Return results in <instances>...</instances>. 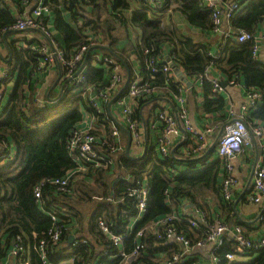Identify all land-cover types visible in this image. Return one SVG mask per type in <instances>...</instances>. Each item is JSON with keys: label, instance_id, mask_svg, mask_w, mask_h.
Masks as SVG:
<instances>
[{"label": "trees", "instance_id": "trees-1", "mask_svg": "<svg viewBox=\"0 0 264 264\" xmlns=\"http://www.w3.org/2000/svg\"><path fill=\"white\" fill-rule=\"evenodd\" d=\"M26 1L32 4L35 0H12L16 7V11L12 12L0 0V36H4V31L16 24L17 15L28 8L23 7ZM131 1L106 0L89 12L86 0H44L51 12L46 20L52 21L55 32L69 52L84 42L85 31L101 34L107 45L102 50L119 61L123 68V92L130 86L127 82H132L134 65L137 63L144 80L159 87L156 101L167 100L175 110V99L180 94L179 83L175 81V77H178L176 69L190 79L208 69L216 70L225 74L229 80L236 77L238 81L243 80L247 90H256L261 94V105L251 120L264 124V63L254 57L252 42L239 43L235 38H219L213 45L209 39L214 36L211 16L200 0H168L165 10L159 11V16L149 11L134 10ZM248 1L236 15L232 29L237 33L244 31L256 35L264 25V0ZM176 15L185 20L184 28L173 23ZM44 22L46 23L45 20ZM17 43V40L7 43L5 49L0 51V68L5 67L10 71V78L1 84L7 87L13 82L7 104L0 113V140L7 145L12 144L16 152L14 163L0 167V262L6 258L14 239L20 237L29 261L32 264H42L36 249L52 226L46 212L50 205L63 206L72 217L65 225L72 228L75 221V227L80 233L79 239L87 240L77 247L81 260H99L106 247L103 245V233L97 225L98 217L103 215L116 234L125 232L133 213L124 219H119V214L127 210L135 211L126 208L119 200L128 187L144 177L147 178L150 194L147 214L138 228L172 214L183 200H189L208 211L210 209L205 201L214 202L217 198L222 207L226 206L220 197L222 163L215 155L224 127L230 121L225 100L213 93L212 86L207 81L203 82V101L199 102L198 109L213 117L220 115V126H217L218 129L212 136V146L206 153L187 156L183 148L190 151L193 142L184 141L174 148L169 158H163L150 145L148 135L142 155L131 159L123 152L118 155L113 170L89 166L86 173L75 174L71 181L75 198L60 194L52 186H46L45 205L39 204L34 197V190L42 181L63 178L76 169L66 147L71 132L89 117L95 119L97 127L106 130L109 135L113 120L111 121L107 112L99 114L88 99L69 90L65 81L60 85L54 82L49 87L42 105L34 100L32 92V97L29 98L30 108L26 109V90L29 88L31 91L33 82L40 79L37 74L39 56L30 49L19 50ZM166 47L173 48L176 56L171 66L174 78L170 81H167L163 73L152 74L149 71V56L145 53L146 50L153 49L159 55ZM217 51H220L219 57H211ZM58 80L57 77L56 81ZM88 82L104 83L105 72L91 69ZM151 101L154 100H146L145 97L136 100V116L144 120L146 128L149 126L144 113ZM119 131L125 147L130 145L132 149V143L123 135L126 134L125 130L120 128ZM92 134L99 136L101 133L93 130ZM92 184L96 187L90 186ZM231 219L233 218H230L231 224H234ZM234 225L241 226V223ZM185 229L187 231V227ZM76 233L73 230L66 231L62 244L50 249L49 260L52 264H60L66 260L70 237ZM147 239L151 253L166 249L164 243L154 237ZM134 245V236L127 237V252ZM232 250L231 245L221 250L219 257L222 264H227L224 256ZM101 259L105 264H120L121 261V258L113 261H107L104 257ZM145 261L153 264L151 259ZM250 264H264V251L259 252V257Z\"/></svg>", "mask_w": 264, "mask_h": 264}, {"label": "built area", "instance_id": "built-area-1", "mask_svg": "<svg viewBox=\"0 0 264 264\" xmlns=\"http://www.w3.org/2000/svg\"><path fill=\"white\" fill-rule=\"evenodd\" d=\"M167 1L135 0L139 5L136 10L149 11L159 16V11L165 10ZM200 1L210 13L212 32L215 37L221 40L235 38L239 43L252 42L254 57L259 59L260 52L264 48V33H256V35L244 31L237 33L232 29L236 15L248 4V0ZM3 2L11 8L12 12L16 11L12 0H3ZM100 2L105 3L106 0H86L87 11L91 12ZM23 7L28 8L19 13L16 24L5 30L4 36H0V51L5 49L7 43L17 40L19 50L30 49L38 54V77L48 78L54 75L56 79L57 77L59 79L58 81L55 79L56 85L65 81L69 90L81 95L85 100L88 99L99 114L107 112L111 121L113 120L109 135L106 130L97 127L95 119L88 120L89 117L79 128L71 132L66 147L76 169L63 178L42 181L34 190V197L39 204L45 205L44 188L46 186H52L60 194H68L75 198L71 186L72 178L75 174L86 173L89 166L113 170L112 167L118 155L126 152L127 149L123 143L120 128L126 129L129 133L132 143L131 151H137V155L134 156L142 155L148 135L151 146L163 158H169L174 148L184 141L193 142L190 151L186 150V152L183 148L187 156H201L212 146V136L218 127L210 126L201 130L193 125L184 96L187 86L178 77H175V81L179 83L180 94L175 99V110L167 101H156L159 87L144 80L145 78L139 73L137 63L134 65L132 82H127L130 86L123 92L125 89H122L125 82L123 68L119 61L102 50L107 45L104 44L101 34L91 30L85 31L84 42L69 52L57 36L52 21L46 20L51 12L45 6L44 0H35L32 4L26 1ZM10 33L12 35L8 36ZM145 53L149 56L148 69L152 74L163 73L167 81L174 78L171 66L176 56L173 48L166 47L159 55L153 49L146 50ZM219 54L220 51L211 54V57H219ZM91 69L103 70L105 82L90 84L88 78ZM9 74L8 68H0V113L10 87L2 86L1 82L9 79ZM194 79L201 84L205 81L209 82L213 93L219 96L227 86L234 87L238 83L237 77L230 80L228 84L222 82L213 76L211 69L197 74ZM49 87L50 85H46L47 90ZM46 93L47 91L41 98L34 97V100L42 105ZM31 94L30 89L27 88L26 95L31 96ZM142 97L146 100H154L147 109L149 128H146L144 120L136 116L138 109L136 100ZM29 98L26 99V109L30 108ZM261 99L262 96L258 91L246 89V97L239 112L236 113L234 109L228 110L227 115L232 120L224 127V133L220 137L216 150V155L222 163L220 188L224 205L230 206L235 201V188L239 183L235 175V160L243 155L244 150L251 144L252 138L264 140V124L251 120L261 105ZM93 130L101 134L94 135ZM189 136L191 139H188ZM15 161L16 152L12 144L7 145L0 140V167ZM149 194L150 188L146 177L126 189L119 202L122 201L126 208L133 209L135 212L127 210L119 214V219H124L133 213L123 233L116 234L103 215L98 217L97 225L103 233L105 238L103 245L106 247L102 258L104 257L107 261L121 258L120 264H150L145 261L147 259H151L153 264H222L219 253L224 247L231 245L233 250L224 256L227 264H250L259 257V252L264 251V236H252L242 226L229 223L215 209L211 208L209 211L202 209L189 200H183L181 204H178L172 214L150 221L138 228V225L144 222L148 211ZM248 199L253 205L264 206V163H257L254 167L252 189ZM190 205H192L191 208ZM46 212L52 226L36 249L42 264H52L49 260L50 249L62 244V237L68 230L77 233L70 237V247L66 258L68 261H61L60 264H105L101 257L96 261L81 260L77 247L85 244L87 240L79 239L80 233L75 227V221L72 228L65 225L72 217L63 206L50 205ZM262 225L264 226V218L260 217L257 226ZM130 236H134L135 245L130 252H127L125 241ZM148 237L161 241L166 249H163V252L151 253ZM166 250L169 251L166 252ZM159 260H162V263H157ZM0 264H32L26 256V248L20 237L14 239L6 258Z\"/></svg>", "mask_w": 264, "mask_h": 264}, {"label": "crops", "instance_id": "crops-1", "mask_svg": "<svg viewBox=\"0 0 264 264\" xmlns=\"http://www.w3.org/2000/svg\"><path fill=\"white\" fill-rule=\"evenodd\" d=\"M173 23H175L176 26L180 28H184L186 24L183 17L178 15L174 16ZM257 33L258 34L264 33V25L260 27ZM209 39L213 43V45H215L216 40L219 38L215 36H210ZM259 60L262 63H264V48L260 52ZM212 74L214 77L220 79L222 82L226 84H228V82L230 81L225 74L218 72L216 70H212ZM186 77L192 83L191 88L186 87V90L184 91V96L186 99V106L189 110V117L193 125L201 130H203L206 127H210L212 125L218 126L220 115L216 116L217 117L216 118L213 117L211 114H207V113L204 114L198 109L199 102L203 101V97H202L203 83L201 84V82L198 81L197 79L195 80V79H190L188 76ZM38 80H39L38 82L37 81L33 82L31 93L33 92V94H35L34 97L41 98L42 94L47 91L46 85L51 86L54 82L50 84L51 79L49 80L44 79L43 76L40 77V79ZM9 86L10 87L8 88V91H10L11 93V90L13 89V82L12 85L10 83ZM193 89L195 90V92H193ZM221 96L225 100L227 105L226 112L228 113L229 109H234V111L238 113L246 97V87L243 80H239L237 85L234 87L227 86V88H225V91L222 93ZM29 97L30 96H27V98ZM160 101H167V100H160ZM147 109L146 112L144 113V116L145 118L148 119L149 111ZM89 119L90 118H88V120ZM231 120L232 119L228 115V121ZM124 130L126 132V134H123L124 137L126 138V140L127 138L130 139L129 133L126 131V129ZM131 156H134L133 151H131ZM215 158L218 159L217 155H215ZM257 163H264V140L259 141L257 139L252 138L251 144H249L248 147L244 150L243 155L241 157H238L234 162L235 175L239 182L237 187L235 188L234 203L230 205V207H226L228 205L222 207L220 201L217 198L215 199L214 202L209 201L208 203L207 201H205L206 199L204 200L208 206L207 208L209 209L212 208L218 211L221 214V216L225 218L229 223L232 222L230 221V218H233L231 220L234 221L233 222L234 224L240 222L241 226L246 230V232L252 236L255 235V237L264 236V226L263 225L257 226L260 217L264 218V206L259 207L253 205L248 199L252 189L253 171ZM237 215L240 217V219L237 218ZM157 263H162V260L157 261Z\"/></svg>", "mask_w": 264, "mask_h": 264}, {"label": "water", "instance_id": "water-1", "mask_svg": "<svg viewBox=\"0 0 264 264\" xmlns=\"http://www.w3.org/2000/svg\"><path fill=\"white\" fill-rule=\"evenodd\" d=\"M176 73L178 78L184 82L188 88L192 87V83L189 81V79L184 75V73L180 72L178 69H176ZM223 86L225 87V85L223 84ZM131 141V138L129 139ZM131 146L129 145L128 148L126 149V156L130 157L131 159H134V157L131 156ZM192 207V205H190V208ZM237 218L240 219V217L237 215Z\"/></svg>", "mask_w": 264, "mask_h": 264}, {"label": "rangeland", "instance_id": "rangeland-1", "mask_svg": "<svg viewBox=\"0 0 264 264\" xmlns=\"http://www.w3.org/2000/svg\"><path fill=\"white\" fill-rule=\"evenodd\" d=\"M131 6H132V8H133L134 10H136V9L139 8V5L135 2V0H132V1H131ZM44 79H48V80L51 79V80H50V82H51L50 84H52V83L55 81L56 77H55L54 75H52V77H49V76H48V78H45V77H44ZM10 94H11L10 91H7V95H6V96H7V99H5V101H4V106L7 104L8 97H9ZM4 106H3V107H4ZM123 142H124V141H123ZM132 151H133V150H132ZM134 155H137V151H135V150H134ZM90 186H92V187H94V188L96 187V185H93V184L90 185ZM67 261H68V259H66L64 262H67Z\"/></svg>", "mask_w": 264, "mask_h": 264}]
</instances>
